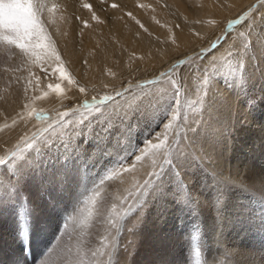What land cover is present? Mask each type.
<instances>
[{
	"label": "snow or ice",
	"instance_id": "1",
	"mask_svg": "<svg viewBox=\"0 0 264 264\" xmlns=\"http://www.w3.org/2000/svg\"><path fill=\"white\" fill-rule=\"evenodd\" d=\"M99 3L101 11L124 12L116 2L107 4V0H99ZM105 4L107 8L103 7ZM82 7L96 24L105 23L91 3H84ZM138 7L146 9L149 6L140 4ZM58 8L59 5L49 6L39 0H0V43L18 49L45 76L58 74V80L63 81L64 62L45 30L43 19L45 12L53 13ZM124 15L152 36L132 12H124ZM76 19L83 28L91 27L89 20L79 16ZM211 23L216 26V21ZM237 25L243 30L233 36ZM260 25H264V0H257L237 18L229 19L226 30L219 35L214 33V39L203 37L193 29L192 35L204 41V45L173 57L161 68H153L151 72L144 68L140 74L130 71L118 83L101 81L99 87L93 85L91 89L69 80V84H77L78 90L76 97H65L72 102L65 105L62 100L61 108L51 115L36 113L35 120L44 123L30 134L26 132L19 136L14 145L0 150L3 152L0 155V192L7 191L10 196H15L23 168L43 155L44 149H63L68 153L81 136L91 134L95 124L104 122L111 127L108 122L113 118L127 120L137 111L156 112L162 117L156 131L141 146L126 148L103 176L84 189L91 195L78 198L55 244L39 264H104V257H108V264H132L129 257L137 248L145 215L154 202L166 196L174 198L182 210L191 213L197 231L201 209L205 205L215 209L217 225L222 223L226 193L232 188L258 193L261 197L259 203L264 207V177L234 176L231 169L225 167L226 160L218 157L211 148L217 130L210 124L215 103L223 95L216 87V78L234 73L241 83L246 82L245 57ZM170 42L179 49L175 35ZM261 43L264 44V37ZM131 59L143 61L145 57L133 54ZM29 72L34 80L28 79L26 84L35 89L40 77L30 69ZM111 76L115 79L116 74L111 73ZM48 88L58 93L61 84H49ZM28 91L29 88L25 87L26 94ZM18 122L30 123L19 114L18 118H12L11 125L5 124V128H14ZM197 170L205 174L199 189L194 187L191 175ZM126 176L134 177L130 189H118L117 195L107 194L97 199L106 181L119 180L123 185ZM209 190L210 199L201 200V193ZM27 210V201L21 197V222ZM70 222L76 235L69 239H77L75 251L70 243H63L69 235ZM93 233L99 236L100 245L95 249L89 246V253H82V238L91 237ZM125 236L136 239L125 241ZM224 255L231 257L233 264H242L237 259L240 253L226 249Z\"/></svg>",
	"mask_w": 264,
	"mask_h": 264
},
{
	"label": "bare ground",
	"instance_id": "2",
	"mask_svg": "<svg viewBox=\"0 0 264 264\" xmlns=\"http://www.w3.org/2000/svg\"><path fill=\"white\" fill-rule=\"evenodd\" d=\"M112 2L120 4L124 12H132L148 28L152 36L144 33L134 21L124 15V12L111 9L101 11L99 0H44V3L49 6L59 5L58 10L53 13L45 12L43 17L46 22L45 28L48 27L47 33L54 41L58 53L62 55L64 65L80 78L92 79V77H97V73L102 72L100 71L101 68L104 69L103 66L112 64L114 59H122L127 50V57H132L133 54L136 57H145L143 61L131 59L130 62L128 60L129 63L123 65L128 67V73L133 71L135 74H140V70L144 68H148L149 72L153 68H161L163 63L173 57L179 56L183 52L190 53L192 47L198 48L204 45V41L192 35L193 29L203 37L213 38L214 33L218 35L223 28H226L229 19L237 18L257 0H107V4ZM84 3H91L105 23L96 24L92 21L90 14L82 7ZM107 4L103 7L107 8ZM140 4H146L149 7L146 9L138 7ZM77 16L89 20L91 27L83 28L81 22L76 19ZM118 17L123 18L118 19ZM49 21L51 22L49 23ZM196 21H201V23H196ZM211 21H216V26H213ZM161 25L165 26L162 27ZM177 25L179 27H176ZM173 35L176 37L179 49H176V46L170 42ZM255 35L256 38L254 37L255 40L245 57L246 82L241 83L239 77L234 73L216 78V87L223 95L215 103L211 115V128L217 130V137L211 144V148L218 157L226 160L225 167L230 168L234 176L261 178L264 177V63L262 62L264 44L261 43V38L264 37V25L258 27ZM165 41L167 43H163ZM250 50L253 54L250 53ZM252 55L257 56V62L258 57L260 58L258 65L263 68L259 74L252 70L254 65ZM84 61H87V64ZM29 69L35 76L40 77L39 85L47 84L50 79L56 78L52 75L45 76L39 67H29L25 81L34 80V76H30ZM121 69L119 70L121 71ZM115 73L117 72L115 71ZM59 82L62 90H66L64 82ZM84 83H87V80ZM29 86H24L21 78L16 86L2 94L0 98V125H2L3 131L0 136L11 132V127L5 128V124L11 125L12 118H18L17 114H20V111L29 109L34 99L39 97L49 99L52 95L47 88L41 90L36 87L35 89L29 88L28 96L25 97L23 87ZM244 89L250 90L245 91ZM247 92L253 94L252 97L249 95L253 100L251 101L249 98V102L245 103ZM50 102L53 105L56 104V100L51 99L45 103L39 102L35 107L37 109L45 108ZM248 107H250L249 110ZM205 116L207 118V113ZM5 118L6 120L3 121ZM19 124L20 122L17 123V125ZM198 172L200 173V171ZM199 176H195L194 179V187L197 189L203 183ZM126 177V181H128L130 176ZM206 192L207 194L201 193L203 196L201 200H208L207 197L210 199L211 191ZM226 197L223 210L224 219L219 225H217L214 208L205 205L201 209L199 244L200 247L202 245L205 248V252L202 251L203 248H200L202 258L206 256L204 260L208 264H218L220 261L223 264H233L232 258L224 255L225 250L228 249L231 252L241 254L237 259L241 260L242 264H264V207L259 203L260 195L258 193H245L239 188H232L226 193ZM168 223L175 225L174 217L168 215L166 224ZM178 236L180 235L178 234ZM187 244L189 243L187 242Z\"/></svg>",
	"mask_w": 264,
	"mask_h": 264
},
{
	"label": "rangeland",
	"instance_id": "3",
	"mask_svg": "<svg viewBox=\"0 0 264 264\" xmlns=\"http://www.w3.org/2000/svg\"><path fill=\"white\" fill-rule=\"evenodd\" d=\"M39 2L44 3V0H39ZM256 15L259 16V12ZM222 30H226V28ZM237 30L242 31L243 27L240 25L235 26L233 35ZM46 32L48 31L46 30ZM127 53L128 50L125 56L120 59L121 61L114 59L112 64L103 66L104 69L101 68L100 70L102 72H98L97 77H92L93 80L91 78H80V76L73 74V71L69 67L64 65L65 79L61 82H64L66 90L60 88L57 93L53 89L48 88L49 84L55 85L56 83H60L58 74L56 78L50 79L49 83L39 85L38 87L41 90L47 88L52 95L49 99L40 97L34 99L29 109L20 111V114H23L30 123L26 125L24 122H20L14 128L11 127L10 133L1 135L0 150L14 145L19 136L26 132L30 134L31 131H35L37 127L44 123L43 121L35 120L36 113L44 112L51 115L54 114L55 110L61 108L62 100L65 105L72 102L69 99H65V97H76L78 95L77 84L72 83V85L69 84L67 87V81L73 80L78 82L79 85L87 86L90 89L94 84L99 87L101 81L109 84L119 82L129 71L128 67L123 66L129 63L128 60L131 62V57H127ZM250 53L253 54L251 50ZM60 56L62 57V55ZM251 58L254 64L252 70H255L256 74H259L263 68L258 65L260 58L258 57V62L257 56L252 55ZM262 62L264 63V59ZM29 67L36 66H33V62L28 61L18 49L0 43V98L2 94L10 91L11 87L16 86L21 78L23 85L28 86L25 77ZM113 68L117 73H115ZM110 73L116 74L115 79ZM85 80H87V83H84ZM90 82H92L91 85H89ZM23 88L25 89V87ZM28 88L32 89V86ZM71 89L73 91H70ZM28 93L29 91L27 94L23 93V95L27 97ZM249 95L253 94L251 92L245 94V98L247 97L245 103L249 102ZM43 97L46 96L43 95ZM51 99L56 100V104L53 105L50 102L45 108L37 109L35 107L39 102L45 103ZM250 99L251 101L253 100L252 98ZM250 107L247 109L249 110ZM5 120L6 118L3 121ZM161 120L162 117L159 113L147 110L137 111L127 120L122 117H115L108 122L111 124V127H107L104 122L92 126L91 134L81 136L77 140L76 146L70 152L65 153L63 149L47 148L43 150V155L28 163L17 180L18 188L15 196H10L7 191L0 192V264H39L55 244L78 198L83 199L91 195L90 192L84 189L90 187L94 181L103 176L126 148L132 145L141 146L145 139L156 131ZM1 128L2 125H0V133L3 131ZM2 154L3 152L0 151V155ZM201 173V170L191 173L193 182L195 181V176L197 177L198 175H200L199 177L204 182L205 174ZM124 180L125 183L123 185L120 184L119 180L106 181L104 188L100 190L101 196L97 199L105 197L107 194L117 195L119 194L118 189L120 191L124 188L130 189L134 183V177L131 178L130 176L128 181H126L127 177H124ZM208 182L210 183V181ZM205 193L207 194L206 191ZM21 197L27 201L28 205L23 222H21L20 217ZM168 215L174 217L175 225L173 223L166 224ZM186 217H189V220ZM184 221L186 222L184 223ZM179 223L181 224L179 225ZM67 231L69 235L64 238L63 243H70L75 251L77 239H69V237H75L76 235L74 225L71 222L68 225ZM199 232L200 230L197 231L196 222L193 220L191 213L182 210L181 205L174 198L166 196L161 201L154 202L148 209L145 215V222L141 227L137 248L129 259L132 260V264H186V262L189 264H205L204 258L206 256L202 258L203 256L200 253V248H203L202 251L205 248L202 245L200 247ZM189 234L191 235L189 236ZM124 239L127 241L136 238L125 236ZM82 242L84 243L82 253H89V246L91 249L98 247L100 245V238L93 233L91 237L84 236ZM197 252H199V256H197ZM103 261L104 264H108V257H104Z\"/></svg>",
	"mask_w": 264,
	"mask_h": 264
}]
</instances>
